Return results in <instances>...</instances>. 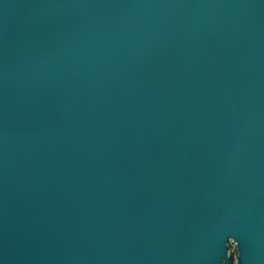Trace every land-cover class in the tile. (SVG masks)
<instances>
[{"label": "water", "instance_id": "obj_1", "mask_svg": "<svg viewBox=\"0 0 264 264\" xmlns=\"http://www.w3.org/2000/svg\"><path fill=\"white\" fill-rule=\"evenodd\" d=\"M0 264H264V0H0Z\"/></svg>", "mask_w": 264, "mask_h": 264}]
</instances>
